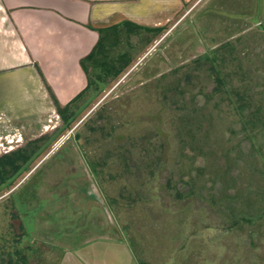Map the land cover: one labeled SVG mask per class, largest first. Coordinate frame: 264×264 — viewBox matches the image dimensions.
Returning a JSON list of instances; mask_svg holds the SVG:
<instances>
[{"label":"rangeland","instance_id":"374dc122","mask_svg":"<svg viewBox=\"0 0 264 264\" xmlns=\"http://www.w3.org/2000/svg\"><path fill=\"white\" fill-rule=\"evenodd\" d=\"M184 1L160 26L100 31L64 118L19 146L0 264L109 234L135 264H264V0Z\"/></svg>","mask_w":264,"mask_h":264},{"label":"crops","instance_id":"0c3cea01","mask_svg":"<svg viewBox=\"0 0 264 264\" xmlns=\"http://www.w3.org/2000/svg\"><path fill=\"white\" fill-rule=\"evenodd\" d=\"M184 0H0V155L44 134L56 123L45 87L61 103L87 85L82 57L101 32L124 22L157 27ZM124 26V25H123ZM55 264H135L119 237L83 239Z\"/></svg>","mask_w":264,"mask_h":264},{"label":"trees","instance_id":"16d2710c","mask_svg":"<svg viewBox=\"0 0 264 264\" xmlns=\"http://www.w3.org/2000/svg\"><path fill=\"white\" fill-rule=\"evenodd\" d=\"M123 25L124 27L127 28L128 31H134L135 28H140L139 25H135L130 22H124ZM152 30L158 31L159 28H154ZM101 40H102V37H101V34H99L98 41L93 47V49L91 50V52L85 55L84 57H82L80 60L81 67L84 69L85 72H86L85 62L89 59H92L94 57L95 51L98 48L102 47ZM47 89L51 97V100L53 101V104L56 108L57 113L63 119L64 118L62 115L63 108L60 107L57 99L55 98L50 88H47ZM29 158H30V152L27 150V147H18L16 149H13L7 153L0 155V182L2 183L5 181L6 176H5L4 170L6 167H9L12 170V172H16L20 168V164L26 162Z\"/></svg>","mask_w":264,"mask_h":264},{"label":"water","instance_id":"95a60500","mask_svg":"<svg viewBox=\"0 0 264 264\" xmlns=\"http://www.w3.org/2000/svg\"><path fill=\"white\" fill-rule=\"evenodd\" d=\"M92 196L94 197L93 198L94 201H96V202L98 201L99 203H101L100 200L98 199V196L96 194H93ZM100 205H103V204H100Z\"/></svg>","mask_w":264,"mask_h":264}]
</instances>
